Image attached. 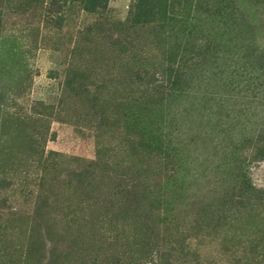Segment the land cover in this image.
Instances as JSON below:
<instances>
[{
	"label": "rangeland",
	"instance_id": "obj_1",
	"mask_svg": "<svg viewBox=\"0 0 264 264\" xmlns=\"http://www.w3.org/2000/svg\"><path fill=\"white\" fill-rule=\"evenodd\" d=\"M0 264H264V0H0Z\"/></svg>",
	"mask_w": 264,
	"mask_h": 264
},
{
	"label": "trees",
	"instance_id": "obj_2",
	"mask_svg": "<svg viewBox=\"0 0 264 264\" xmlns=\"http://www.w3.org/2000/svg\"><path fill=\"white\" fill-rule=\"evenodd\" d=\"M153 15V10H146L144 11V15H140V16H143L145 18H150L151 16Z\"/></svg>",
	"mask_w": 264,
	"mask_h": 264
}]
</instances>
